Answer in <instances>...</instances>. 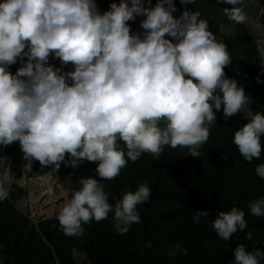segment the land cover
I'll return each mask as SVG.
<instances>
[{
    "label": "clouds",
    "instance_id": "obj_1",
    "mask_svg": "<svg viewBox=\"0 0 264 264\" xmlns=\"http://www.w3.org/2000/svg\"><path fill=\"white\" fill-rule=\"evenodd\" d=\"M195 2L180 0L184 6ZM245 2L216 0L233 6L223 13L237 23L247 22ZM148 5L120 0L101 13L96 0H0V148L19 142L26 161L22 179H28L34 161L52 172L61 163L78 169L85 161L98 162L96 174L112 180L129 160L144 153L159 156L165 146L186 147L197 158L218 111L225 120L243 114L247 123L235 131L233 143L245 161L261 157L264 112L254 111L244 87L226 75L232 62L227 45L199 10L186 9L176 18L174 0H157L155 6L148 0ZM138 16L145 17L144 31L131 33L127 22ZM253 43L264 67V39ZM50 56L60 67L49 64ZM18 61L21 67L13 74L9 67ZM69 64L72 70L63 71ZM255 174L264 179V162L255 166ZM13 180L11 168L4 166L0 202L8 199ZM79 184L57 213L67 236L83 235L84 224L109 214L113 230L125 235L140 223L137 206L151 196L149 184L140 182L109 203L101 181L82 177ZM247 208L264 217V196ZM209 215L193 212V220ZM245 215L238 206L218 211L212 228L228 241L248 227ZM252 236L248 231L246 239ZM177 254L188 252L179 243L165 252L168 258ZM233 255V264L264 261V250L249 252L242 243Z\"/></svg>",
    "mask_w": 264,
    "mask_h": 264
},
{
    "label": "trees",
    "instance_id": "obj_2",
    "mask_svg": "<svg viewBox=\"0 0 264 264\" xmlns=\"http://www.w3.org/2000/svg\"><path fill=\"white\" fill-rule=\"evenodd\" d=\"M251 2L246 0L242 7L251 6ZM96 3L101 13L109 10L111 4L98 0ZM156 3L157 0H151V6ZM174 3L178 9L173 13L176 18L186 9L201 12V18L209 22V30L228 47L232 62L225 68L226 75L244 87L254 111L264 112V67L259 65L253 34L246 32L238 37L221 38L222 30L232 22L224 15L223 8L233 6L219 5L216 0H196L187 6L181 5L180 0ZM49 64L60 67L59 59L51 56ZM19 67L18 61L9 70L14 74ZM70 70L71 64L63 69ZM216 115L209 140L199 149V157L189 156L186 147L165 146L159 156L144 153L135 162L129 160L112 180H102L95 171L98 162L88 161L78 169L61 163L53 172L51 166L41 169L35 161L27 173L28 179H22L26 161L19 152L18 141L0 148L2 169L10 162L17 180L10 199L0 202L3 264H76L74 250H82V247L76 241L77 236L64 234L57 216L37 220L17 206L28 197L24 183L53 173L61 182L69 180L73 191L80 188L82 177L101 181L109 193V203L122 198L130 188L134 191L140 182L149 184L148 202L137 206L140 223L133 224L127 234L120 235L113 230L111 214L100 222L93 220L83 226V240L100 252L108 264H233V249L240 243L249 252L257 248L264 250V217L251 215L247 208L248 203L264 196V179L255 174V166L264 162V137L261 138V157L247 162L233 143L235 131L247 120L243 114L227 120L222 111ZM232 206L245 211L248 227L225 241L213 230L212 220L218 211L229 212ZM197 211H208L210 215L201 217L197 223L193 220V212ZM248 231L253 233L251 240L246 239ZM149 241L150 248L145 246ZM177 243L188 255L168 258L166 250Z\"/></svg>",
    "mask_w": 264,
    "mask_h": 264
},
{
    "label": "rangeland",
    "instance_id": "obj_3",
    "mask_svg": "<svg viewBox=\"0 0 264 264\" xmlns=\"http://www.w3.org/2000/svg\"><path fill=\"white\" fill-rule=\"evenodd\" d=\"M98 1L120 3V0ZM142 3H144L146 7L149 6L148 0H142ZM250 5L251 6L243 8L247 16V22L237 23L232 21L230 26L222 30L221 38L238 37L246 32H251L254 38L264 39V0H252ZM144 18L145 17L138 16L135 21L127 22L130 25L131 33H142L144 31L140 27V21ZM18 146L19 152L23 157L20 145ZM55 175L56 174L53 173L46 177L27 182V184L24 183L29 190L28 199L20 201L21 203H18L17 206L37 220L55 217V215L57 216V209L59 210L65 201L63 192L70 198L72 193H68L73 191V188L69 180L61 182ZM65 185L68 187L67 189ZM76 241L82 247V250H74L76 264H108L100 252L83 240L82 235L77 236Z\"/></svg>",
    "mask_w": 264,
    "mask_h": 264
},
{
    "label": "built area",
    "instance_id": "obj_4",
    "mask_svg": "<svg viewBox=\"0 0 264 264\" xmlns=\"http://www.w3.org/2000/svg\"><path fill=\"white\" fill-rule=\"evenodd\" d=\"M6 165L9 166V167L11 168L12 172H13V165H12L10 162L7 163ZM6 165H4V166H6ZM16 185H17V180H16V178H15V174H14V180H13V183H12V185H11V187H10V195H9L8 199H10L12 193H13L14 190H15V186H16Z\"/></svg>",
    "mask_w": 264,
    "mask_h": 264
},
{
    "label": "crops",
    "instance_id": "obj_5",
    "mask_svg": "<svg viewBox=\"0 0 264 264\" xmlns=\"http://www.w3.org/2000/svg\"><path fill=\"white\" fill-rule=\"evenodd\" d=\"M19 145V144H18ZM18 148H19V146H18ZM34 164V163H33ZM0 170H2V162H0ZM43 177H46V176H43ZM43 177H41V178H43ZM37 179H40V178H37ZM32 180H36V179H30V180H28L27 182H31ZM65 188L67 189L68 187L65 185ZM74 191H71V192H69L68 194H71V193H73ZM28 193H29V190H28ZM63 194H64V196H65V199L64 200H66V199H68V195L67 194H65V192H63ZM61 197V196H60ZM26 199H28V198H26ZM24 200V199H23ZM22 200V201H23ZM19 203H21V202H19ZM57 211H58V209H57ZM56 216V215H55ZM48 218H51V217H48Z\"/></svg>",
    "mask_w": 264,
    "mask_h": 264
}]
</instances>
